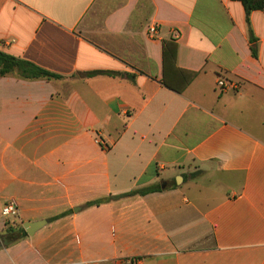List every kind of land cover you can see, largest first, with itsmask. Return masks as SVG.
Listing matches in <instances>:
<instances>
[{
  "label": "crops",
  "instance_id": "0c3cea01",
  "mask_svg": "<svg viewBox=\"0 0 264 264\" xmlns=\"http://www.w3.org/2000/svg\"><path fill=\"white\" fill-rule=\"evenodd\" d=\"M249 26L256 56L238 0H0V50L60 76H0V235L47 221L0 264H264V11Z\"/></svg>",
  "mask_w": 264,
  "mask_h": 264
},
{
  "label": "trees",
  "instance_id": "16d2710c",
  "mask_svg": "<svg viewBox=\"0 0 264 264\" xmlns=\"http://www.w3.org/2000/svg\"><path fill=\"white\" fill-rule=\"evenodd\" d=\"M242 4V7L245 12V20L248 26V40L252 44L251 51L254 56H256V50L253 46V43L256 41V37L254 36L250 26H249V14L254 10H261L264 11V0H238ZM162 58H163V65L170 66L180 72L176 65V44L172 40H163L162 41ZM101 71L96 72H89L88 74L100 73ZM4 75H13L15 77L23 78V79H52V78H59L60 76L54 74L44 68L37 66L36 64L24 60L21 58H17L9 53H6L0 50V76ZM193 73L191 72L188 77L183 78V85L187 84L190 78L192 77ZM166 86L175 89L176 91H180L181 88L174 87L170 82L165 80ZM159 189L158 185H149L143 186L139 188H135L123 193L119 194H108L104 196H100L93 200L86 202V206H94L100 205L103 203H108L113 200L130 197L134 195H144L151 191H155ZM68 212H63L61 214L55 215L49 218V221L59 218L60 216L66 214ZM26 235V231L19 225L18 227L12 226L8 221L5 222V229L4 233L0 235V238H4L7 242H12L20 237Z\"/></svg>",
  "mask_w": 264,
  "mask_h": 264
},
{
  "label": "built area",
  "instance_id": "2783aa9c",
  "mask_svg": "<svg viewBox=\"0 0 264 264\" xmlns=\"http://www.w3.org/2000/svg\"><path fill=\"white\" fill-rule=\"evenodd\" d=\"M151 32H154V28L151 27L150 28ZM216 85L218 86V88L220 90H225L227 88H234L235 87V83L225 80L223 78H218L216 80ZM99 142V141H98ZM102 144V143H101ZM1 212L4 216H15L17 215L18 212V208H17V204L15 201L11 200L10 202H8L5 206H3V208L1 209Z\"/></svg>",
  "mask_w": 264,
  "mask_h": 264
},
{
  "label": "water",
  "instance_id": "95a60500",
  "mask_svg": "<svg viewBox=\"0 0 264 264\" xmlns=\"http://www.w3.org/2000/svg\"><path fill=\"white\" fill-rule=\"evenodd\" d=\"M45 219L35 220V221H26L22 223V227L27 234L32 235L37 229L41 228L46 224Z\"/></svg>",
  "mask_w": 264,
  "mask_h": 264
},
{
  "label": "rangeland",
  "instance_id": "374dc122",
  "mask_svg": "<svg viewBox=\"0 0 264 264\" xmlns=\"http://www.w3.org/2000/svg\"><path fill=\"white\" fill-rule=\"evenodd\" d=\"M15 220L14 218H12V217H9V218H4V221H8V222H10L9 220ZM19 225H21V223H19V222H17V224L15 225L16 227H18Z\"/></svg>",
  "mask_w": 264,
  "mask_h": 264
}]
</instances>
